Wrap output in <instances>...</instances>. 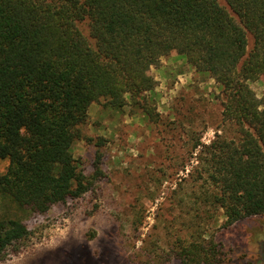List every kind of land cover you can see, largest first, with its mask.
<instances>
[{
  "label": "trees",
  "instance_id": "obj_1",
  "mask_svg": "<svg viewBox=\"0 0 264 264\" xmlns=\"http://www.w3.org/2000/svg\"><path fill=\"white\" fill-rule=\"evenodd\" d=\"M224 2L0 0L1 198L29 217L90 191L99 160L87 176L71 154L89 104L141 105L156 87L150 69L174 52L214 81L234 128L198 151L202 202L222 210L225 227L263 215L264 91L257 98L248 83L264 86V0ZM29 237L22 220L0 216V261Z\"/></svg>",
  "mask_w": 264,
  "mask_h": 264
},
{
  "label": "rangeland",
  "instance_id": "obj_2",
  "mask_svg": "<svg viewBox=\"0 0 264 264\" xmlns=\"http://www.w3.org/2000/svg\"><path fill=\"white\" fill-rule=\"evenodd\" d=\"M150 75L156 87L141 105L89 104L71 154L87 176L99 160L90 191L29 217L0 196V216L30 232L0 264H264V214L225 227L222 210L202 202L201 145L235 137L221 119L217 85L174 52ZM248 84L260 98L262 79ZM7 166L0 160V174ZM184 248L206 251L199 257Z\"/></svg>",
  "mask_w": 264,
  "mask_h": 264
}]
</instances>
